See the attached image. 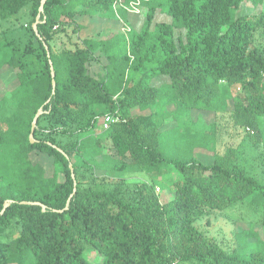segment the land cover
<instances>
[{
  "label": "trees",
  "instance_id": "obj_1",
  "mask_svg": "<svg viewBox=\"0 0 264 264\" xmlns=\"http://www.w3.org/2000/svg\"><path fill=\"white\" fill-rule=\"evenodd\" d=\"M117 1L0 0V264H264V0ZM244 206L234 248L202 226Z\"/></svg>",
  "mask_w": 264,
  "mask_h": 264
},
{
  "label": "rangeland",
  "instance_id": "obj_2",
  "mask_svg": "<svg viewBox=\"0 0 264 264\" xmlns=\"http://www.w3.org/2000/svg\"><path fill=\"white\" fill-rule=\"evenodd\" d=\"M247 8L248 10H246L245 13L252 14L254 10L260 11V9H253L251 6ZM162 18L163 17H159L160 20H162ZM122 20L125 21L124 19ZM124 23L125 22H120V26L117 28H126ZM71 31L72 30L69 29V33H71ZM73 37L74 38L72 39L75 40L76 36ZM64 40L66 41L65 38ZM258 42L261 47L264 48V34H260L258 36ZM106 63L107 61L105 58L101 57L92 64L91 71L93 73H102ZM215 121V115L206 112H193L191 117L187 116L183 118V123L185 125L199 130L209 129L210 125L215 123ZM174 125H176V123L172 124L170 127ZM217 133L219 135L218 148L221 154L225 153L229 148L239 149L242 152H246V158L248 159V162H250V164L257 169V172L263 170L261 167L263 165L261 162L262 158L258 157V155L261 154V149H257L255 151L251 149L250 140H248L247 134L243 129L234 127L232 123H229L225 119L221 118L218 120ZM157 192L159 193L158 190ZM161 200L163 203L167 202V199L165 198H162ZM262 220L263 217L261 213H254L248 208V206H244L242 208H236L224 213H213L209 216H206L202 221V226L208 231L209 235L215 237L220 244L234 248L236 242V233L248 230L249 223L252 221L256 224L255 229L258 233H260L263 231ZM207 221H209V225H206Z\"/></svg>",
  "mask_w": 264,
  "mask_h": 264
},
{
  "label": "built area",
  "instance_id": "obj_3",
  "mask_svg": "<svg viewBox=\"0 0 264 264\" xmlns=\"http://www.w3.org/2000/svg\"><path fill=\"white\" fill-rule=\"evenodd\" d=\"M143 1H147V0H133L131 1L129 4H125L122 0H118L115 5L114 8L116 10V12H118L119 8H124L126 11H128L129 13H135V14H139L141 11V4ZM121 22H124L123 20H121ZM126 25V28L122 27V31L124 32V34L126 36L129 35V33L131 32V28L129 27V25L127 23H124ZM116 120L115 116H111L108 115L105 118V128H109V126Z\"/></svg>",
  "mask_w": 264,
  "mask_h": 264
},
{
  "label": "water",
  "instance_id": "obj_4",
  "mask_svg": "<svg viewBox=\"0 0 264 264\" xmlns=\"http://www.w3.org/2000/svg\"><path fill=\"white\" fill-rule=\"evenodd\" d=\"M46 1H47V0H42L41 10H43V8H44V4H45ZM37 23H38V21L34 23V29H35L36 31H37ZM53 77H54V73H53ZM54 87H55V83H54ZM41 114H42V111H39V112L37 113V115L35 116V118H34L33 126H32V132H31V135H30V141H31V143H34V142H35L34 133H35V131H36L37 122H38V119L40 118ZM9 205H10V203H8V202L5 203V205H4V209H3L2 212H4L5 209H6Z\"/></svg>",
  "mask_w": 264,
  "mask_h": 264
}]
</instances>
